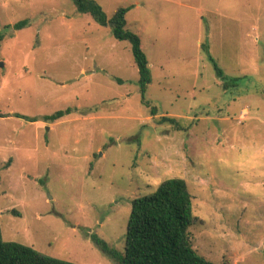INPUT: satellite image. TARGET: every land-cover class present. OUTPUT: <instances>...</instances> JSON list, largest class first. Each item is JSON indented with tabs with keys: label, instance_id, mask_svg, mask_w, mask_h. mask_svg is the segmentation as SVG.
I'll return each mask as SVG.
<instances>
[{
	"label": "rangeland",
	"instance_id": "374dc122",
	"mask_svg": "<svg viewBox=\"0 0 264 264\" xmlns=\"http://www.w3.org/2000/svg\"><path fill=\"white\" fill-rule=\"evenodd\" d=\"M94 1L107 18L128 10L143 97L130 44L72 0H0L2 240L117 264L92 237L123 258L132 202L180 178L195 252L264 264V0Z\"/></svg>",
	"mask_w": 264,
	"mask_h": 264
},
{
	"label": "trees",
	"instance_id": "16d2710c",
	"mask_svg": "<svg viewBox=\"0 0 264 264\" xmlns=\"http://www.w3.org/2000/svg\"><path fill=\"white\" fill-rule=\"evenodd\" d=\"M72 1L78 12L90 15L100 26L108 28L116 40L130 44L143 97L151 82L149 63L139 37L126 27L125 14L128 10L119 9L111 18H107L103 9L94 0ZM26 24L27 21H22L13 28L18 30ZM3 38L4 35L0 32V41ZM202 48L208 54V48L204 46ZM209 59L217 76L226 81L210 56ZM230 81L236 84L237 80L235 78ZM224 87H227V82L224 83ZM70 112V109L58 111L44 120L54 122ZM150 114L155 116L156 109L151 108ZM192 199L186 181L180 178L166 179L156 191L132 202L123 258L97 237H92V241L117 264H214L195 252L187 233L188 227L193 223ZM0 264L73 263L45 256L19 243L4 242L0 234Z\"/></svg>",
	"mask_w": 264,
	"mask_h": 264
},
{
	"label": "crops",
	"instance_id": "0c3cea01",
	"mask_svg": "<svg viewBox=\"0 0 264 264\" xmlns=\"http://www.w3.org/2000/svg\"><path fill=\"white\" fill-rule=\"evenodd\" d=\"M245 116H247V110L246 109H243L239 117L240 118H243Z\"/></svg>",
	"mask_w": 264,
	"mask_h": 264
},
{
	"label": "water",
	"instance_id": "95a60500",
	"mask_svg": "<svg viewBox=\"0 0 264 264\" xmlns=\"http://www.w3.org/2000/svg\"><path fill=\"white\" fill-rule=\"evenodd\" d=\"M0 67H2V64H0Z\"/></svg>",
	"mask_w": 264,
	"mask_h": 264
}]
</instances>
